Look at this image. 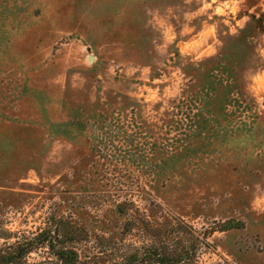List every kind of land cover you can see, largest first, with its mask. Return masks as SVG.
Returning <instances> with one entry per match:
<instances>
[{"label":"rangeland","instance_id":"374dc122","mask_svg":"<svg viewBox=\"0 0 264 264\" xmlns=\"http://www.w3.org/2000/svg\"><path fill=\"white\" fill-rule=\"evenodd\" d=\"M263 12L264 0H0L3 227L29 236L56 209L100 233L127 194L98 205L86 190L138 187L196 229L241 227L214 232L201 264H264ZM214 70L243 99L213 109Z\"/></svg>","mask_w":264,"mask_h":264},{"label":"trees","instance_id":"16d2710c","mask_svg":"<svg viewBox=\"0 0 264 264\" xmlns=\"http://www.w3.org/2000/svg\"><path fill=\"white\" fill-rule=\"evenodd\" d=\"M214 72L211 74V88L205 87L209 94L205 100H211L213 109L220 110L229 103H236L239 98L243 99V93L234 89L235 80L233 83L225 82L220 76L217 77L216 70ZM235 94L237 98H233ZM211 115L216 121L217 112ZM224 116L235 117L234 114ZM231 118H227L226 122L231 123ZM92 123L96 128L101 126L98 121ZM236 131L246 135L251 132V125L242 126ZM82 137L86 138L87 135ZM96 176H93L90 185L97 184ZM97 188L101 186H91L86 193L93 196L98 205L110 202L109 199L115 195L127 194L122 200H113L116 202L110 211L115 220L112 226L91 234L85 223L71 214L64 216L54 209L46 215L41 227L29 236L20 238L6 230L0 220V240H3L0 243V264H201L203 251L211 247L208 239L214 232L241 228L226 220L214 223L208 230L196 229L158 202L152 194L140 192L138 187H135L136 190H125L116 186L113 191L96 193ZM134 196L144 204H137ZM12 238L15 241L9 244L7 241ZM32 254L41 258L33 260Z\"/></svg>","mask_w":264,"mask_h":264}]
</instances>
